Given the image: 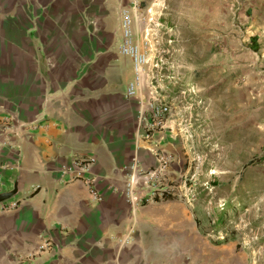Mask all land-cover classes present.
<instances>
[{
  "label": "crops",
  "instance_id": "0c3cea01",
  "mask_svg": "<svg viewBox=\"0 0 264 264\" xmlns=\"http://www.w3.org/2000/svg\"><path fill=\"white\" fill-rule=\"evenodd\" d=\"M140 1L136 11L135 0H0V191L21 177L19 194L5 203L16 207L0 205V264L154 263L146 230L154 211L175 200L133 206L124 194L132 165L149 171L156 159L138 128L155 81L147 74L137 96H127L134 73L118 51L123 10L136 14L137 42L157 22L154 58L178 45L200 122L216 125L213 148L243 157L251 130L264 140V0H192V25L183 24L184 9L176 38L165 32L171 0ZM159 137L177 160L168 172L176 180L187 173L188 146L171 119ZM91 155L84 178L100 202L61 172ZM47 240L51 250L33 256Z\"/></svg>",
  "mask_w": 264,
  "mask_h": 264
},
{
  "label": "rangeland",
  "instance_id": "374dc122",
  "mask_svg": "<svg viewBox=\"0 0 264 264\" xmlns=\"http://www.w3.org/2000/svg\"><path fill=\"white\" fill-rule=\"evenodd\" d=\"M170 2L171 25L165 32L176 38L182 21L192 25V0ZM184 9L185 14L181 12ZM183 14L185 20L178 21ZM167 50L154 86L159 87V97L171 105L170 119L188 146L184 169L190 181L185 196L156 209V220L147 226L144 240L151 247L153 264H264V140L251 130L248 156L243 157L230 155L228 147L213 148L210 127L216 125L211 126L208 120L200 122L194 100L198 93L194 84L182 81L178 45ZM217 127L220 130V125ZM236 161L244 165L242 178L234 169ZM220 200L231 201L221 225L218 216L225 207ZM158 214L164 219L158 220Z\"/></svg>",
  "mask_w": 264,
  "mask_h": 264
},
{
  "label": "built area",
  "instance_id": "2783aa9c",
  "mask_svg": "<svg viewBox=\"0 0 264 264\" xmlns=\"http://www.w3.org/2000/svg\"><path fill=\"white\" fill-rule=\"evenodd\" d=\"M140 2V0H135L134 10L140 7ZM135 19V12L132 13L130 10L122 11V42L118 47V51L120 55L128 57L132 62L134 79L127 87V96L130 98L137 96L139 89L145 84L144 81L147 74L150 75L151 81L158 82L162 71L161 66L165 64L164 60L167 55L165 52L164 55L154 58L151 54L153 48L152 33L154 32V24L158 25L157 22L151 19L150 22L154 23L152 28H144L142 41L137 42L134 32ZM157 88V86L152 85L150 98L146 101V107L138 119L139 136L142 141L148 143L151 152L155 156L156 166L149 171H144L136 163L132 165V173L124 181V194L133 206L147 202L155 203L166 198L173 200L182 199L190 181L185 173H182L176 180L172 179L168 174L169 169L177 163V160L164 147L159 134L167 128L172 116V107L167 101L159 97ZM5 120L10 122L13 119L6 117ZM8 129H12V127ZM95 163L96 158L93 155L78 158L71 167H64L61 172L63 176L71 177L68 178L69 182L83 181L89 188L91 200L100 202L101 196L93 185V179L84 178L86 174H90L91 167ZM15 207L16 204H2L1 210L9 211ZM51 248V241H44L38 245L33 256L47 252Z\"/></svg>",
  "mask_w": 264,
  "mask_h": 264
},
{
  "label": "water",
  "instance_id": "95a60500",
  "mask_svg": "<svg viewBox=\"0 0 264 264\" xmlns=\"http://www.w3.org/2000/svg\"><path fill=\"white\" fill-rule=\"evenodd\" d=\"M20 175H17L11 188L0 191V205L11 201L19 194Z\"/></svg>",
  "mask_w": 264,
  "mask_h": 264
},
{
  "label": "trees",
  "instance_id": "16d2710c",
  "mask_svg": "<svg viewBox=\"0 0 264 264\" xmlns=\"http://www.w3.org/2000/svg\"><path fill=\"white\" fill-rule=\"evenodd\" d=\"M165 200H173L171 198H166ZM218 203L223 204L224 205V210L222 211L221 215L218 216V224H224L226 218H227V213H225V211L227 210L228 206L231 204V201H218Z\"/></svg>",
  "mask_w": 264,
  "mask_h": 264
},
{
  "label": "bare ground",
  "instance_id": "6f19581e",
  "mask_svg": "<svg viewBox=\"0 0 264 264\" xmlns=\"http://www.w3.org/2000/svg\"><path fill=\"white\" fill-rule=\"evenodd\" d=\"M252 208H250L249 210H251Z\"/></svg>",
  "mask_w": 264,
  "mask_h": 264
}]
</instances>
